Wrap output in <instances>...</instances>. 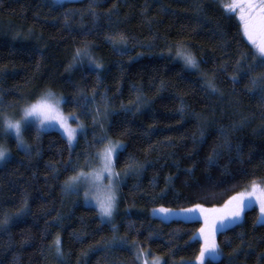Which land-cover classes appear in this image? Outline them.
Wrapping results in <instances>:
<instances>
[{"label": "trees", "instance_id": "obj_1", "mask_svg": "<svg viewBox=\"0 0 264 264\" xmlns=\"http://www.w3.org/2000/svg\"><path fill=\"white\" fill-rule=\"evenodd\" d=\"M44 89L84 129L73 146L35 124L26 147L7 138L0 264H140L139 248L194 264L211 230L149 209L219 206L264 185V56L214 0H0V112ZM106 134L123 142L114 224L63 189L95 166ZM263 219L244 210L204 264H264Z\"/></svg>", "mask_w": 264, "mask_h": 264}, {"label": "rangeland", "instance_id": "obj_2", "mask_svg": "<svg viewBox=\"0 0 264 264\" xmlns=\"http://www.w3.org/2000/svg\"><path fill=\"white\" fill-rule=\"evenodd\" d=\"M63 2L69 0H52ZM226 12L239 22L244 39L259 56H264V0H214ZM178 59L189 68H193V58L180 53ZM63 96L50 89L36 93L33 99L23 101L15 110L0 112V162L8 155L5 146L8 137H13L24 148V128L35 124L41 130H56L61 133L70 146L83 131L84 125L75 113H65L62 108ZM106 143L97 155L95 166L89 170L79 171L68 178L63 189L66 193L79 192L83 201L95 207L103 221L114 224L118 210V187L120 176L114 167L117 152L123 142L106 134ZM255 207L264 209V185L253 183L242 189L231 201L219 206H202L195 204L186 208L153 207L151 216L161 220L181 219L200 220L211 230L210 236L198 234L203 242L202 250L192 260L194 264H204L205 260L219 258L216 234L222 228L241 220L244 210ZM264 221V219H263ZM206 240V242H205ZM205 242V244H204ZM140 264H162L161 256L150 254L146 249L136 250Z\"/></svg>", "mask_w": 264, "mask_h": 264}]
</instances>
